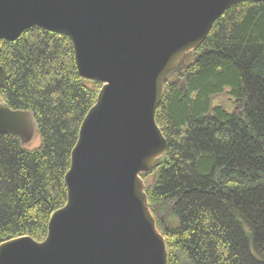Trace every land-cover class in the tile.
<instances>
[{
	"label": "trees",
	"instance_id": "16d2710c",
	"mask_svg": "<svg viewBox=\"0 0 264 264\" xmlns=\"http://www.w3.org/2000/svg\"><path fill=\"white\" fill-rule=\"evenodd\" d=\"M1 47L2 100L34 115L41 144L0 136V245L43 241L101 85L80 78L64 35L33 28ZM156 122L166 158L143 179L167 264H181L180 253L192 264H264V3H237L214 24L165 83Z\"/></svg>",
	"mask_w": 264,
	"mask_h": 264
},
{
	"label": "water",
	"instance_id": "95a60500",
	"mask_svg": "<svg viewBox=\"0 0 264 264\" xmlns=\"http://www.w3.org/2000/svg\"><path fill=\"white\" fill-rule=\"evenodd\" d=\"M264 0H0L2 42L39 28L72 43L78 75L98 83L64 182L67 202L47 236L0 245V264H167L165 238L143 175L165 160L156 122L165 83L231 6ZM8 74L0 60V91ZM185 87V82H182ZM37 133L30 111L13 110L0 93V136L27 145Z\"/></svg>",
	"mask_w": 264,
	"mask_h": 264
},
{
	"label": "rangeland",
	"instance_id": "374dc122",
	"mask_svg": "<svg viewBox=\"0 0 264 264\" xmlns=\"http://www.w3.org/2000/svg\"><path fill=\"white\" fill-rule=\"evenodd\" d=\"M191 58H192V56H191ZM191 58H190V61H191ZM214 104H216V105H226L227 104V102H226V100H225V98L224 97H222V98H218V99H214V102H213ZM40 144H41V139H40V136H39V134L38 133H36V135H35V137H34V139L27 145V149L28 150H34V149H37L39 146H40ZM149 182L151 183L152 182V180L151 179H149ZM161 231V230H160ZM161 233L163 234V232L161 231ZM164 236V235H163ZM180 262H181V264H192L190 261H189V259H188V257L186 256V254H184V253H180Z\"/></svg>",
	"mask_w": 264,
	"mask_h": 264
}]
</instances>
